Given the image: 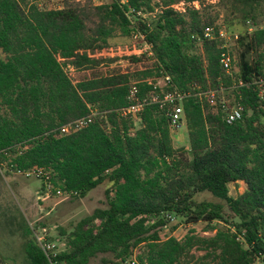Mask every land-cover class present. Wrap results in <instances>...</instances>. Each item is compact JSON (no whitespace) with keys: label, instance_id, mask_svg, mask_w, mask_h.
<instances>
[{"label":"trees","instance_id":"1","mask_svg":"<svg viewBox=\"0 0 264 264\" xmlns=\"http://www.w3.org/2000/svg\"><path fill=\"white\" fill-rule=\"evenodd\" d=\"M34 0H0V167L13 171L41 169L53 188L82 198L107 182V207L95 208L72 225L63 251L47 256L34 239H26L28 264H87L100 253L113 264L135 249L139 264H184L188 245L159 238L160 227L174 215L187 223L221 221L206 239L218 251L219 264H264V27L240 36L234 77L220 65L216 39H201L198 10L170 7L181 0H158L151 20L126 16L127 6L153 13V0H111L93 11L67 5L39 8ZM195 1V0H185ZM201 1V0H197ZM255 18L264 0H225ZM94 16L88 32L87 20ZM90 20V19H89ZM212 23V22H209ZM137 29L151 44L155 68L137 75H168L167 89L182 99L189 150L173 148L165 105L147 104L140 126L120 115L128 104L130 75L114 73L74 81L69 67L94 69L111 58L102 49L116 32ZM132 60H137L134 56ZM240 78L243 83H235ZM140 94L150 86L140 84ZM231 88L241 118L226 123L223 111L198 93ZM262 90V94L260 93ZM219 100V99H218ZM95 110L84 128L60 135L58 128ZM245 189L232 196L228 184ZM208 192L219 202L196 200Z\"/></svg>","mask_w":264,"mask_h":264},{"label":"rangeland","instance_id":"2","mask_svg":"<svg viewBox=\"0 0 264 264\" xmlns=\"http://www.w3.org/2000/svg\"><path fill=\"white\" fill-rule=\"evenodd\" d=\"M111 0H34L39 8L59 9L67 5L77 6L92 12L94 6L109 3ZM188 4L185 0H181ZM158 0H153V13H148L144 9L134 16V26L136 25L135 16H141L144 20L151 18L158 12ZM199 16L203 22L221 24L227 32H239L240 35H248L245 27V20L241 19V10L225 0H201ZM189 7L186 8V11ZM184 13V12H183ZM255 18L252 20L254 30L264 27V2L255 11ZM90 19V20H89ZM94 16L87 20V30L90 32L95 25ZM238 45V44H237ZM232 46V53L237 60L238 46ZM141 40L134 39L132 36H122L118 32L114 33L108 40L102 52L106 54L107 61L97 65L94 69H73L68 68L74 81H78L92 73L96 75H106L114 73H127L130 75L131 85L135 84L138 88L140 84L157 85V88L164 86L160 71L153 72L151 75H137L143 70L155 68V59L149 55ZM137 60H132L131 57ZM4 54L0 52V58ZM236 64V63H235ZM151 83V84H149ZM149 90L141 97H147ZM151 94V93H150ZM218 99L226 100L229 104L234 103L233 90L231 88L218 91ZM140 126L138 118L134 119V128ZM170 135L173 148H184L189 150L188 134L185 119L176 127H170ZM29 171V170H27ZM32 171V169L30 170ZM110 184L104 182L90 190L84 197L78 198L71 195H61L56 192L49 181L41 176L32 173L28 176L13 171L5 164L0 167V264H28L24 253V242L26 239H34L36 236L44 237L46 242L54 245V252H61L66 247V234H61L60 229L68 233L73 224L84 216L90 214L95 208L107 207L106 190ZM229 194L236 196L243 192L245 184L242 181L231 182L228 184ZM195 199L219 202L208 192H201ZM168 222L160 227L159 238L165 240L174 237L188 245L189 253L184 259V264H219L218 251H213L206 239L212 237L217 229L227 228V224L221 221L207 223L198 221L187 223L184 219L168 215ZM134 250L131 257L120 264H132L134 260L139 264ZM112 255L100 253L92 257L87 264H113ZM253 264H261L256 260Z\"/></svg>","mask_w":264,"mask_h":264},{"label":"built area","instance_id":"3","mask_svg":"<svg viewBox=\"0 0 264 264\" xmlns=\"http://www.w3.org/2000/svg\"><path fill=\"white\" fill-rule=\"evenodd\" d=\"M120 3L126 4V0H120ZM187 3L188 4L185 5L183 1H179L173 3L172 5H170V7L176 12L183 13L186 11L187 7L199 10V7L201 6V3L197 0ZM132 12H134L133 8L127 6L125 13L129 19L131 26L134 27V20H132L131 18V16H134L132 15ZM139 12L140 10L136 11V14H138ZM245 27L248 34H252L256 30H254L253 22L249 18L245 20ZM131 36L134 39L141 40L146 47L145 49L147 50V53L149 55H153L151 50V44L145 39V35L143 33L135 29L132 31ZM240 36L241 35L239 34V32L236 31L227 32L226 30H224L221 24L205 22L202 26V35L199 36L197 34H192L191 38L198 42V46H200L201 39L218 40L219 46L221 48L220 65L222 66L225 74L234 77L238 74V69L235 65V57L232 53V46H236L238 44ZM161 77L164 82V86H160L159 84V88H157V85L149 83L151 84V89L149 90L150 92L147 97H141L139 94V88L135 84H132L127 95L128 104L119 109L120 115L125 118H129L131 121L134 122L135 118H138L139 120V116L143 108L147 104L159 103L160 105H165L167 107L168 115L170 118V127L178 126L179 123H181L183 119H185L182 99L185 97L186 94L174 89H167L166 87L168 82L170 81V77L166 74L161 75ZM260 81L264 86V79ZM235 83L242 84L243 81L240 78L236 77ZM216 92L217 91L214 89H209L204 92L198 93V95L204 97L206 102L210 106L220 108L224 113L223 119L226 123H232L233 121L241 118L243 110L242 106L236 102H234L233 104H229V102H227L226 100H218ZM260 93H263L262 90ZM96 114L97 112L95 110H91L90 114L84 117L76 118L61 125L58 128L59 134L67 135L84 128L93 120ZM17 172L22 173L26 176L35 173L41 176L42 179L49 181V174L47 172L42 171L41 169ZM56 192L61 195H68L67 193L62 192L58 188L56 189ZM36 239L37 244L47 256L57 254V252L53 251L54 245L49 242H46L44 237L36 236ZM131 263L136 264L134 260H131Z\"/></svg>","mask_w":264,"mask_h":264}]
</instances>
